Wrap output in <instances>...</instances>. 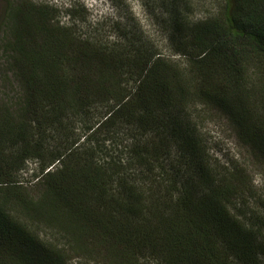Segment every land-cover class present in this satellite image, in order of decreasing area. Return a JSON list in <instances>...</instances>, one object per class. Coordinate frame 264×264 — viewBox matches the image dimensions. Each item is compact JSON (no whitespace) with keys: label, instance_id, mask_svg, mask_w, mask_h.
Here are the masks:
<instances>
[{"label":"trees","instance_id":"1","mask_svg":"<svg viewBox=\"0 0 264 264\" xmlns=\"http://www.w3.org/2000/svg\"><path fill=\"white\" fill-rule=\"evenodd\" d=\"M175 1L164 6L177 63L125 31L126 43L80 36L47 4L10 9L21 95L0 102V264H264L251 182L204 141L226 122L264 165V0H217L193 23ZM121 125L122 156L107 138L88 144ZM29 161L31 193L17 183ZM255 199L264 206V190Z\"/></svg>","mask_w":264,"mask_h":264},{"label":"rangeland","instance_id":"2","mask_svg":"<svg viewBox=\"0 0 264 264\" xmlns=\"http://www.w3.org/2000/svg\"><path fill=\"white\" fill-rule=\"evenodd\" d=\"M21 0H0V102H13L21 95V86L17 80V70H11L9 65L10 58L19 57L18 50H10L6 47L8 41L12 40L13 27L16 26L14 17L10 13L13 6H17ZM34 4L43 3L56 8V16L53 23L60 26H69L76 34L87 36L93 40H102L107 42H125L122 31L134 40V47L143 46L146 48L148 56L173 60L175 63L183 57L174 52L173 45L167 39L166 21L168 11L165 4H170L171 0H27ZM176 5L180 9L187 11V20L191 23L197 22L207 13L215 12L217 0H176ZM74 6L75 10H70ZM98 39V40H97ZM132 48L134 49V47ZM128 49H131L128 47ZM145 53V54H146ZM9 61V63H8ZM132 83H129L131 85ZM11 104V103H10ZM98 111H96V118ZM95 116V115H94ZM205 144L209 148L211 156L217 159L237 163L242 168L247 178L251 182L252 193L245 198L246 205L260 212L264 216V206L256 201L257 195L264 190V165L256 155L250 154L234 137L233 131L229 125L223 122L219 125L209 124L204 128ZM116 130V129H115ZM83 131V130H81ZM118 135L116 133L102 134L97 132L93 137H89L88 144L95 145L97 141L107 138L105 141L108 147L106 152L109 155L124 154L125 144V126L119 127ZM98 136H102L98 138ZM53 144L59 141L58 137L49 138ZM108 156L107 153H100L99 157ZM36 167L33 161H29L24 172L18 176V184L27 188V192L38 188L35 184L37 178L32 175ZM51 166H49L50 168ZM36 190L33 192L35 194ZM254 196H256L254 198ZM235 205L242 206L239 200L233 201ZM233 203V205H234ZM241 209V207H239ZM245 219L249 222L248 216ZM40 231L46 236L56 235V232L44 228ZM57 236V235H56ZM58 237V236H57ZM61 238L58 237V240ZM61 241V240H60ZM70 264H97L84 258H73ZM101 264V263H100Z\"/></svg>","mask_w":264,"mask_h":264},{"label":"flooded vegetation","instance_id":"3","mask_svg":"<svg viewBox=\"0 0 264 264\" xmlns=\"http://www.w3.org/2000/svg\"><path fill=\"white\" fill-rule=\"evenodd\" d=\"M12 38H14V35H12Z\"/></svg>","mask_w":264,"mask_h":264}]
</instances>
